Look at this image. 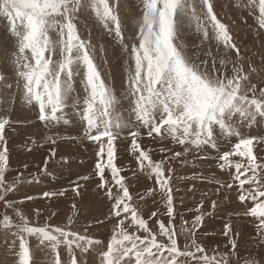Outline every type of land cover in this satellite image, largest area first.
<instances>
[{"label": "snow or ice", "instance_id": "1", "mask_svg": "<svg viewBox=\"0 0 264 264\" xmlns=\"http://www.w3.org/2000/svg\"><path fill=\"white\" fill-rule=\"evenodd\" d=\"M119 4L120 0H0V27L11 41L7 61L21 103L34 109L36 119L51 128L61 122L72 123L67 116L71 102L82 132L79 137L65 138L78 143L87 140L95 147L97 188L110 202L108 219L116 221L105 245L88 235L87 230L81 234L68 226H54L47 221L39 224L16 208V203L35 197L26 196L18 202L7 199L22 176L12 182L6 180L9 152L5 130L12 121L0 116V202L6 209H13V215L0 214V232L6 238L12 237L9 249L17 257L15 264H31L32 237L40 248L51 252L52 264H79L77 250L88 253L97 246L104 249L98 253L100 264H232L233 258L239 261V233H233L230 223L223 225L226 251L213 245L209 255L205 245L196 239L204 216L201 205L197 206L199 214L194 215L191 224L181 216L182 223L176 230L177 213L170 186L174 170L166 169L165 164L186 156L192 148L202 150L210 146L219 152L218 139L227 140L229 150L219 153L216 159L221 170L234 167L235 173L231 183H216L229 189L235 185L239 201L251 202L252 206L242 215L257 221V237L264 244V163H259L253 152L257 144L264 143V136L245 135L241 131L245 126L264 122V87L252 81L256 75L264 83V56L259 66L251 61L245 66V58L228 25L214 11L212 0H140L139 15L128 36L122 26ZM235 7L251 9L257 17L258 29L264 31V0H236ZM83 15H90L120 48L125 66L120 96L103 78L91 35L88 38L81 35L78 23ZM185 25L194 27L200 38V45L194 46L197 50L192 54L188 44L180 39ZM205 43L209 44L207 49L203 47ZM99 51L103 58V45ZM77 78L83 88L82 96L75 88ZM0 87H13L3 71ZM122 100L128 102L126 108ZM141 129L146 130L148 137L171 140L182 146L183 152L162 146L160 151L168 155L154 161L150 151L142 148ZM125 130L124 138L131 141L128 151L140 171L155 178L167 224L159 219L157 211L145 219L133 203L122 169L115 162L117 141ZM232 138L235 143H231ZM47 142L54 144L56 137L45 136L44 143ZM51 155H55V150ZM233 157L246 159L247 163L234 161ZM48 161L49 157H45L41 172H47ZM108 172L110 180L106 178ZM89 179L90 176L78 177L72 182V190L79 194V181ZM63 194L45 191L42 196ZM145 195L155 196L156 190L147 189ZM36 215L39 216V210ZM152 218H156L157 230L150 226ZM72 222L70 216L68 224ZM180 235L186 239L183 248L178 243ZM61 247L67 253V262L60 256ZM243 264L260 261L250 256Z\"/></svg>", "mask_w": 264, "mask_h": 264}, {"label": "rangeland", "instance_id": "2", "mask_svg": "<svg viewBox=\"0 0 264 264\" xmlns=\"http://www.w3.org/2000/svg\"><path fill=\"white\" fill-rule=\"evenodd\" d=\"M214 11L223 23L227 24L234 42L240 48L242 57L245 58V66L248 61L254 66H259L261 56H264V31L258 29L257 17L251 9L235 7L236 0H212ZM140 0H120L119 14L122 19V26L125 28V36L133 31V22L139 15ZM81 35L88 38L91 35L93 45L97 48V63L103 74V78L112 84L117 96H120L124 87V57L117 42L107 34V32L95 22L90 15L80 17L78 23ZM180 39L189 46V53L192 54L197 49L194 46L200 45V38L195 33L194 27L185 25L181 32ZM104 46L105 55L101 58L100 47ZM204 49L209 47L204 44ZM212 51H216L214 42L211 44ZM11 49V41L7 37L6 31L0 27V71L7 76V81L13 84L11 89L0 87V116L8 117L12 123L6 126L5 138L9 152L8 168L6 170V180L12 182L17 176H22L21 182L17 183L14 193L8 195L9 201H20L26 196H33L32 201L16 203L15 207L22 209L25 215L32 221L44 224L46 221L54 226H68L73 231L81 234L87 230V234L96 239L102 240L106 245L111 235V230L116 223L114 219H108L110 202L102 190L97 188L99 178L94 175V168L97 157L95 147L83 140L67 139L65 137H79L82 132L79 117L75 115V110L70 106L67 109L68 119L72 123L64 125L62 122L54 127L46 128L45 125L36 119V111L21 103L19 95L14 85L11 66L7 61L8 53ZM223 52V49H221ZM234 55V53H233ZM107 60V63L104 61ZM254 83H261L260 78L252 76ZM76 91L82 96L83 88L79 83V78L75 82ZM14 99V103H13ZM123 107L128 106L126 100H122ZM241 131L245 135L256 137L264 136V122L257 123L252 127H243ZM142 135L140 143L144 150L150 151L154 161L164 159L168 153L161 152V147H167L173 151L183 152V147L174 144L171 140L161 141L159 138L153 139L146 135V130L141 129ZM54 135L56 142L44 143V137ZM122 138L117 141L116 164L122 169L121 175L126 179L130 193L133 196V203L138 206L145 219L151 212L157 211L159 219L165 224L168 223L166 209L160 197L159 187L154 183V177L141 172L135 157L128 148L130 138L127 137V130L122 134ZM35 141V143H33ZM232 138L231 143H235ZM31 149V150H29ZM218 149L210 146L202 150L192 148L186 156L176 160H171L165 164V168L171 167L174 172L171 174L170 186L173 189L174 206L176 210L175 227L179 231L182 223L181 216L191 224L198 205H201L204 213L201 227L196 232V239L203 243L208 249V254H212L213 245H219L221 251H226V238L222 235L224 223H230L233 233H239L237 253L239 261L233 258L232 264H243L244 259L254 256L264 264V244H260L256 223L250 216H244L247 208L251 207V202L241 203L238 199V189L234 185L231 189L220 187L216 181L227 185L232 182V174L235 168H225L221 170L216 157L219 153L229 150V143L222 138L218 139ZM55 150V155H51ZM259 163H264V143H259L253 148ZM49 157L47 172H41L44 167V159ZM106 159V156H105ZM234 161H241L246 164V159L233 157ZM24 165H27L25 169ZM135 173V175H134ZM80 176H90L87 181H79V194L73 191V183ZM106 178L111 179L110 172L106 173ZM154 188L156 195L146 196V190ZM219 189V190H218ZM48 191L53 193L64 192L63 195H54L51 198H44L42 193ZM145 199L141 200L140 197ZM215 201V207H213ZM202 202V203H201ZM73 205L76 207L73 208ZM39 210V216L36 215ZM7 212L13 215V209L5 208L0 202V214ZM55 213V215H53ZM240 214V215H238ZM72 217V224H68V218ZM103 221L102 223H97ZM150 226L157 230L156 218L150 220ZM143 235V233H140ZM186 242L185 236L180 235L178 243L183 248ZM12 237H5L0 232V264H15L17 257L9 249ZM33 260L31 264H52L51 252L38 246L37 240L29 239ZM104 250L97 246L88 253L76 255L79 264H100L98 253ZM18 251V241L16 242ZM60 256L67 262V253L61 247Z\"/></svg>", "mask_w": 264, "mask_h": 264}]
</instances>
